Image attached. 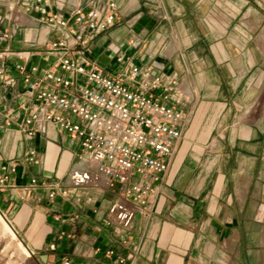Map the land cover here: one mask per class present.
Instances as JSON below:
<instances>
[{
    "label": "crops",
    "instance_id": "obj_1",
    "mask_svg": "<svg viewBox=\"0 0 264 264\" xmlns=\"http://www.w3.org/2000/svg\"><path fill=\"white\" fill-rule=\"evenodd\" d=\"M107 1L0 0V32H13L0 51L28 56L10 55L4 67L0 59V175L15 165L10 185L37 177L71 193L50 200L39 186L22 200L9 186L0 213L39 264H264V0H115V23L90 40L101 66L125 54L179 76L196 96L181 106L190 122L156 206L130 230L107 224L111 194L72 183L83 164L78 141L51 124L23 131L36 101L16 65L37 66L33 77L54 67L44 50L58 32L47 16Z\"/></svg>",
    "mask_w": 264,
    "mask_h": 264
},
{
    "label": "built area",
    "instance_id": "obj_2",
    "mask_svg": "<svg viewBox=\"0 0 264 264\" xmlns=\"http://www.w3.org/2000/svg\"><path fill=\"white\" fill-rule=\"evenodd\" d=\"M117 16L115 0L89 8L78 5L70 16L49 14L46 23L58 33L44 51L56 57L54 67L44 69L40 77H33L37 66L32 72L21 64L16 68L27 84L25 93L36 101L23 131L32 137L51 124L78 141L84 151L83 164L73 170L72 183L111 194L107 224L128 231L137 213L153 212L158 186L170 172L190 122V114L181 106L193 104L196 96L179 76L156 74L152 67L136 64L125 54L105 66L94 59L88 49L90 40L111 27ZM12 36L10 30L1 31L0 41ZM10 55L28 58L19 52L0 51L3 67ZM6 83L15 84V78H7ZM14 172L12 165L0 175V192L9 186L18 188L19 197L26 200L42 186L50 200L71 196L60 181L33 177L25 185H10ZM124 243L136 246L134 240ZM50 248L56 249V243ZM71 263L69 259L63 262Z\"/></svg>",
    "mask_w": 264,
    "mask_h": 264
},
{
    "label": "rangeland",
    "instance_id": "obj_3",
    "mask_svg": "<svg viewBox=\"0 0 264 264\" xmlns=\"http://www.w3.org/2000/svg\"><path fill=\"white\" fill-rule=\"evenodd\" d=\"M1 214V213H0ZM2 215V214H1ZM3 217V216H2ZM0 225V264H39L35 256L28 257L10 234Z\"/></svg>",
    "mask_w": 264,
    "mask_h": 264
},
{
    "label": "bare ground",
    "instance_id": "obj_4",
    "mask_svg": "<svg viewBox=\"0 0 264 264\" xmlns=\"http://www.w3.org/2000/svg\"><path fill=\"white\" fill-rule=\"evenodd\" d=\"M2 222V227L5 230V232H8L13 240L17 243V245L20 247V249L26 253L28 256H31V253L28 251L26 246L22 243V241L18 238L17 234L14 232V230L10 227V225L5 221L4 217L0 214V225ZM8 234V235H9Z\"/></svg>",
    "mask_w": 264,
    "mask_h": 264
},
{
    "label": "water",
    "instance_id": "obj_5",
    "mask_svg": "<svg viewBox=\"0 0 264 264\" xmlns=\"http://www.w3.org/2000/svg\"><path fill=\"white\" fill-rule=\"evenodd\" d=\"M22 242H23V241H22ZM26 247H27V246H26ZM29 251H30V250H29ZM30 253H31V255H33V252L30 251Z\"/></svg>",
    "mask_w": 264,
    "mask_h": 264
}]
</instances>
